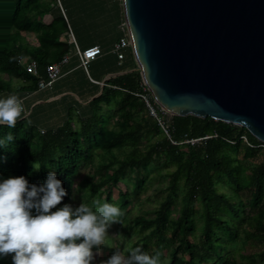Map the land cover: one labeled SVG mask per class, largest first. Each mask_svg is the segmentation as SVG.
Returning a JSON list of instances; mask_svg holds the SVG:
<instances>
[{
    "label": "trees",
    "instance_id": "16d2710c",
    "mask_svg": "<svg viewBox=\"0 0 264 264\" xmlns=\"http://www.w3.org/2000/svg\"><path fill=\"white\" fill-rule=\"evenodd\" d=\"M40 1L0 0V71L29 78L31 86L37 85V78L18 62L22 49L10 46L8 37L9 29L17 33L43 29L40 22L31 28L28 16L41 7ZM31 58L44 77L50 63L44 52L37 50ZM9 87V81L0 79V90ZM143 87L134 69L109 79L88 102L89 112L79 118L77 127L67 121L40 133L24 117L0 123V238L26 235L36 241L11 261L0 256V264H32L40 251L55 242L62 247L70 228L75 236L62 248L61 257L48 264L76 263L78 253L67 259L63 255L87 238L83 223L113 214L123 222L121 211L143 187L145 178L140 173L155 158L172 169L166 172L168 182L157 205L122 227L126 229L122 235L137 234L126 247V264H264L262 142L244 127L189 114L171 115L172 143L137 95ZM146 93L154 101L150 91ZM103 107L110 110L109 118H121L119 128L107 129L108 117L100 112ZM153 134L156 139L139 148L138 143ZM126 141L130 151L120 158L111 156ZM97 150L105 153V161L95 163V156L102 155ZM83 165L93 167L94 178L86 185L98 205L76 209L59 226L58 207L72 199L75 177ZM130 179L131 188L120 187Z\"/></svg>",
    "mask_w": 264,
    "mask_h": 264
},
{
    "label": "water",
    "instance_id": "95a60500",
    "mask_svg": "<svg viewBox=\"0 0 264 264\" xmlns=\"http://www.w3.org/2000/svg\"><path fill=\"white\" fill-rule=\"evenodd\" d=\"M121 1L133 69L163 110L264 143V0Z\"/></svg>",
    "mask_w": 264,
    "mask_h": 264
},
{
    "label": "crops",
    "instance_id": "0c3cea01",
    "mask_svg": "<svg viewBox=\"0 0 264 264\" xmlns=\"http://www.w3.org/2000/svg\"><path fill=\"white\" fill-rule=\"evenodd\" d=\"M57 2L52 16L60 21L61 27L53 29L58 34H50L46 26L38 31L21 30L17 35L14 29H9L14 33L8 37V44L20 46L26 58L42 50L50 63L58 61L64 54H68V59L61 64L60 75L50 86L38 88L37 85L31 86L29 78L14 77L8 89H1L0 123L24 117L27 124L40 133L53 130L67 121L74 125V120L79 121L89 112L88 102L101 92L109 79L135 66L131 47L122 49L121 59L112 51L113 43L122 33L121 0ZM39 10L41 8L35 10L33 17L45 25L50 20L49 16L37 14ZM94 45L101 48V54L85 69L74 53L75 46L83 49ZM17 102L22 105V110L14 109L13 103Z\"/></svg>",
    "mask_w": 264,
    "mask_h": 264
},
{
    "label": "rangeland",
    "instance_id": "374dc122",
    "mask_svg": "<svg viewBox=\"0 0 264 264\" xmlns=\"http://www.w3.org/2000/svg\"><path fill=\"white\" fill-rule=\"evenodd\" d=\"M58 4L57 0H41L40 6L41 10L37 14L42 13L43 15L49 16L45 23V28L50 30V34H58L53 30L54 28H60V21L53 19L52 12L54 7ZM33 11V12H32ZM30 26L34 28L37 25V20L34 18L35 10L30 11ZM52 31V32H51ZM13 31L9 33V36L13 35ZM17 35V32L16 34ZM17 78L15 74L9 75L0 71V79L12 82L13 79ZM100 112H103L107 117L110 114V110L106 107L101 108ZM139 116V115H138ZM121 118L118 115L108 117L107 129L113 130L121 126ZM74 126L79 125L78 120H74ZM156 139V135H150L148 139H143L138 143L139 148H145L148 141H153ZM196 141V140H195ZM131 149L130 142H125V144L113 149L111 156L115 155L117 157H122L126 155ZM102 155L98 154L95 156V163L106 160L105 153L101 150ZM97 152V153H98ZM109 156V155H108ZM172 166L163 167L161 160L155 158L146 163L139 177L145 178V183L143 187L139 188L137 194L131 199L128 206L122 209L121 216L125 219L123 222L119 223V218L113 214L107 217H100L98 221L87 220L84 224V233H87V238H85L76 248L68 254L63 255V259L71 258L75 254L80 255V259L74 264H126L125 250L126 247L131 244L135 239L137 234L130 231L126 235H122L126 229H123L125 225L131 222V219L138 214L144 213L146 210H150L157 205V198L160 197L162 189L167 184L166 172L171 170ZM93 167L90 165H83L79 173L75 177L74 182V193L72 199L63 206L58 207V224L62 226L66 221L73 217L76 209L86 208L91 210L98 203H95V195H89L87 189V180L93 179ZM133 178V176H132ZM131 188L132 180L125 183H120V187L125 189ZM225 188V187H224ZM117 191L113 190L112 199L115 200ZM102 200V197L99 199ZM180 201V200H178ZM123 227V228H122ZM75 236L74 229H68V233L64 234L65 241L60 247L58 242H55L51 247L43 249L34 257L31 261L32 264H48L51 260L56 261L61 257L62 248L68 247V241ZM28 236L21 235L16 238H0V256L4 260H13L18 253L21 252L25 247L35 243ZM230 245L229 248H233ZM112 249L117 250L115 253Z\"/></svg>",
    "mask_w": 264,
    "mask_h": 264
},
{
    "label": "built area",
    "instance_id": "2783aa9c",
    "mask_svg": "<svg viewBox=\"0 0 264 264\" xmlns=\"http://www.w3.org/2000/svg\"><path fill=\"white\" fill-rule=\"evenodd\" d=\"M122 33L119 38L113 43L112 51L116 52L117 57L121 59L123 57L122 49L126 47H131V42L125 32L124 25L121 28ZM74 53L77 55L80 65H82L85 69L88 63L95 59L98 55L101 54V48L97 45L89 46L86 48H79L75 46ZM68 59V54H64L58 61L52 62L48 64L45 68V76L42 77L37 68V63L33 58H26L24 56H18V62L23 66L26 72H28L33 77L37 78V87L44 88L46 86H50L54 80H56L60 75V66L62 63L66 62ZM144 84V83H143ZM148 88L144 84L143 92L137 93L139 98L144 101L145 106L148 110V114L156 121L162 133L170 139L172 143H175L170 138V125H171V113L163 110L156 101H152L149 95L146 93ZM14 109L17 111L22 110L23 107L20 103H13ZM244 140H246L245 136H242ZM197 139H193L191 141H195ZM264 149V143H260Z\"/></svg>",
    "mask_w": 264,
    "mask_h": 264
}]
</instances>
